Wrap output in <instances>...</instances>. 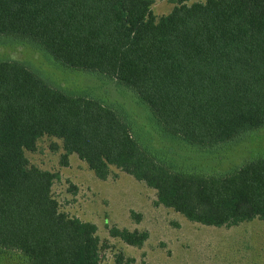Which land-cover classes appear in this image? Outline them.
Listing matches in <instances>:
<instances>
[{
	"label": "trees",
	"instance_id": "1",
	"mask_svg": "<svg viewBox=\"0 0 264 264\" xmlns=\"http://www.w3.org/2000/svg\"><path fill=\"white\" fill-rule=\"evenodd\" d=\"M0 0V35L26 38L62 66L132 89L162 131L213 147L264 127V0ZM42 136L58 138L104 180L117 167L156 191V203L210 226L264 221V157L223 175L178 171L134 136L118 109L65 92L16 60H0V252L27 264H103L93 222L60 211L57 174L29 162ZM56 147V146H55ZM141 246L146 230L113 226ZM122 252L113 264H130Z\"/></svg>",
	"mask_w": 264,
	"mask_h": 264
},
{
	"label": "rangeland",
	"instance_id": "2",
	"mask_svg": "<svg viewBox=\"0 0 264 264\" xmlns=\"http://www.w3.org/2000/svg\"><path fill=\"white\" fill-rule=\"evenodd\" d=\"M153 13L167 14L176 0H152ZM193 1L205 0H189ZM24 63L52 85L68 93L96 98L126 116L134 136L158 159L184 173L223 175L245 161L264 157V127L240 134L213 147H195L166 135L148 106L130 88L106 75L62 66L44 49L26 38L0 35V60ZM56 146V147H55ZM58 138L42 136L29 162L57 174L52 193L60 211L93 222L105 243L103 264H113L122 252L130 264H264V221L238 226H210L187 220L156 203V191L125 171L111 166L98 179L76 154L62 164ZM113 226L146 230L148 238L133 246L113 237ZM0 264H27L17 253L0 252Z\"/></svg>",
	"mask_w": 264,
	"mask_h": 264
},
{
	"label": "crops",
	"instance_id": "3",
	"mask_svg": "<svg viewBox=\"0 0 264 264\" xmlns=\"http://www.w3.org/2000/svg\"><path fill=\"white\" fill-rule=\"evenodd\" d=\"M246 222H249V221H246ZM242 223H244V222H242ZM241 224V223H240ZM240 224H238V225H240ZM238 225H233V226H238Z\"/></svg>",
	"mask_w": 264,
	"mask_h": 264
}]
</instances>
